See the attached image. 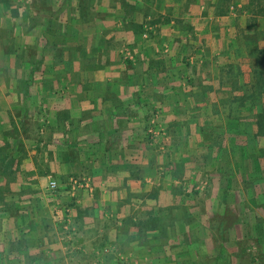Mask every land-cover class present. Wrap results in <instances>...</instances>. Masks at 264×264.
I'll return each instance as SVG.
<instances>
[{
  "label": "crops",
  "instance_id": "obj_1",
  "mask_svg": "<svg viewBox=\"0 0 264 264\" xmlns=\"http://www.w3.org/2000/svg\"><path fill=\"white\" fill-rule=\"evenodd\" d=\"M46 1L53 12L31 34L46 61L31 60L29 71L15 51L24 43L10 42L28 37L25 2L0 0L2 73L28 76L9 86L0 77L2 264H23L25 254L58 263L82 249L102 264L132 262L149 252L168 207L192 206V193L174 187L194 179L203 158L219 184L229 168L239 169L240 180L247 179L243 167L264 170L263 142L254 138L264 111L256 88L264 17L244 12L247 0ZM94 12L89 25L84 16ZM42 104L32 138L24 110ZM151 124L167 153L150 137ZM21 130L28 134L17 136ZM171 154L176 160L167 162ZM72 178L88 185L73 190Z\"/></svg>",
  "mask_w": 264,
  "mask_h": 264
},
{
  "label": "rangeland",
  "instance_id": "obj_2",
  "mask_svg": "<svg viewBox=\"0 0 264 264\" xmlns=\"http://www.w3.org/2000/svg\"><path fill=\"white\" fill-rule=\"evenodd\" d=\"M20 1L25 2L24 6H26L28 10L24 18L25 24L24 26L21 25L28 37L23 40L21 38L19 40L13 38L10 42L24 43L21 49L15 51H20L23 57L22 60L29 65L27 68L30 69V65H33L30 63L31 60L34 61V63L35 60L38 59L46 61L45 56L43 58L39 56L41 48L39 46L40 43L37 42L35 38H31V34L36 28L39 26L41 27L42 22H44V17L50 10V14H52L53 8L49 6L46 0ZM100 1L102 2L103 0ZM118 1L119 0H117V2ZM247 1L249 3L243 8L244 12L254 10L253 14L255 16L261 15L264 17V0ZM256 1H258L257 8L254 7V2ZM34 11H41V14L33 16L31 12ZM73 13L75 14L74 11ZM84 18L86 23L90 25V22L94 21L96 18L95 12L84 16ZM8 35L11 36V32ZM3 39H0V47H2V42L4 46L6 45ZM86 45H89L88 40H86ZM3 49L4 51H12L9 49V46ZM55 51H57V53L61 52L59 49H55ZM42 63L37 66L41 68L44 67L45 64ZM31 70L32 69L29 71ZM10 74L12 77H9ZM33 74H35L36 78L44 77V72L41 69H36ZM2 75L8 86L12 79L15 80L21 77L23 80L25 78L28 81L27 72H23L20 77L16 72L2 73V66L0 65L1 79ZM56 76L57 75L50 78V81L58 79ZM20 87L23 86H17V88ZM42 90L44 92L46 91L44 87ZM16 91H22V89H16ZM13 92L14 90H12V93ZM0 94L2 95V91H0ZM20 102L17 103L22 107V101ZM42 106L43 104L32 106L33 109L27 112L24 110V113L32 119L31 126L29 122L27 123V121H25L27 124L25 129L29 130L31 133L28 134L27 131L21 130L17 132V136H26L28 134L27 136L32 138L35 137L34 133L36 129H34V126L39 129V126H42L41 119L45 116ZM155 121H153V123H155ZM151 125L148 129V133L153 141L156 142L157 148L163 149L165 143L161 136L162 133L157 127ZM166 147L168 149V146ZM165 150L166 148H164L162 152L167 153L168 151L166 152ZM175 160V154H171L168 156L167 162ZM206 163H208L207 159L203 158L201 165L204 164V166H199L198 170H196L197 176L192 180L188 179L189 183L185 180L182 184L176 186L177 188L174 187L175 190L173 189L175 193H181L180 190L182 188L192 193V206L186 205L187 202L183 201L181 205L178 203L168 207V210L171 212H168L169 215L166 214V217L164 216V223L159 224V227H155L157 231L154 233L155 236L151 240V243L147 242L151 245L149 252H137L134 261H124L123 264H166L172 261V257L176 259L177 264H264V170L260 169L262 167H243L247 173V179L245 176L240 180V175H237L239 169L227 168L228 172H226V174L228 176L230 175V177L225 175V178H222L224 184H219L221 178L216 177L215 174H213L214 171H207L209 169L206 167ZM193 166H195V164H193ZM176 169L177 172L174 173V175L180 177L183 181L184 175L181 177V171L179 168ZM217 170L224 173L223 169L216 168L215 172ZM232 173L233 175L231 176ZM261 174L262 178L260 179ZM0 189H2V183L0 184ZM225 189L228 191L227 194L223 192ZM192 209L193 212L191 213L190 210ZM134 223L135 222H133V224ZM168 226H171L172 229L169 230ZM259 226L263 228L260 229ZM0 228L2 230V226ZM170 236L173 240H169ZM137 238L141 244L148 241L146 237V239L144 237L142 239L141 235H138ZM109 248L110 249H107L108 252L111 250V247ZM85 251L86 250L82 249V256L68 258L67 260L60 259L58 263L52 262V264H102L100 260L103 258L94 257L90 251H87L88 254L85 253ZM190 259L192 260L191 262ZM50 260L55 261L51 256L47 258L45 254L40 258L25 254L23 264H49L48 262ZM105 262L106 261H104L103 264H108ZM0 264H2L1 261Z\"/></svg>",
  "mask_w": 264,
  "mask_h": 264
},
{
  "label": "trees",
  "instance_id": "obj_3",
  "mask_svg": "<svg viewBox=\"0 0 264 264\" xmlns=\"http://www.w3.org/2000/svg\"><path fill=\"white\" fill-rule=\"evenodd\" d=\"M257 81H258V86L256 88L259 91L262 90L261 92L264 93V72H258L257 73ZM255 126L257 129L255 131L254 138L257 140V142H263V146H261L262 147L261 152L259 153L258 156L264 157V111L255 117ZM0 176H2V171H0ZM1 192H2V189H0V202L2 201ZM261 228H263V227H260V229Z\"/></svg>",
  "mask_w": 264,
  "mask_h": 264
},
{
  "label": "built area",
  "instance_id": "obj_4",
  "mask_svg": "<svg viewBox=\"0 0 264 264\" xmlns=\"http://www.w3.org/2000/svg\"><path fill=\"white\" fill-rule=\"evenodd\" d=\"M88 185V182H86L85 179H75V178H72L71 179V186H72V189L75 190L76 188H79V187H85ZM58 184L57 182L55 181H52L50 183V189L51 190H55L57 188Z\"/></svg>",
  "mask_w": 264,
  "mask_h": 264
}]
</instances>
